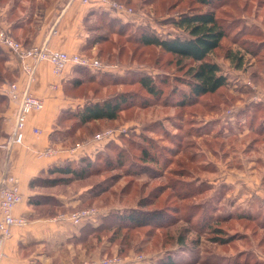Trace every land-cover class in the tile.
Segmentation results:
<instances>
[{"label":"rangeland","instance_id":"1","mask_svg":"<svg viewBox=\"0 0 264 264\" xmlns=\"http://www.w3.org/2000/svg\"><path fill=\"white\" fill-rule=\"evenodd\" d=\"M225 1L227 5L219 9V14L224 16L231 33L223 41L224 49L216 51L210 59L221 66L229 79L228 87L187 108L181 106L185 86L180 83L188 78L183 67L186 61L179 66L176 57L159 48H143L135 42V37L140 35L137 33L142 27L159 35L183 36L184 32L171 21L183 12L198 9L197 0H121V4L133 11L124 19H116L120 27H129V32L122 36L117 30L96 31L100 24L97 19L86 25L89 44L98 41V37L101 44H94L96 53L84 55L100 60L111 69H88L97 80L82 90L81 96L90 99L88 103L125 93L138 104L113 122H94L82 129L75 120L65 122L63 147L72 150L81 146V151L89 144H102L94 145L91 155L74 160L80 168L81 159H92L94 167H90L89 174L83 178L67 176L68 182L51 191L69 199L64 211L87 207L99 210L94 224L101 222L102 215L137 207L143 199L154 201V206L145 210H162L167 220L162 227L135 232L132 238L128 237L129 246L122 248L119 241L107 243L106 257L122 253L126 257L118 256L124 264H160L168 259L177 264L256 261L251 254V233L259 235L261 230V239L264 237V188L261 193L252 190L256 183L251 180V151L255 148L258 153H264V144H257L264 142V134L254 141L257 136L251 134L250 116L243 119L237 113L250 105L251 78L259 84L263 77L260 58L251 52L258 50L264 60V48L259 47L264 42V0ZM49 2L0 0V30L13 33L12 25L38 21L41 9ZM246 3L249 7L243 11ZM228 50L244 56L241 69L226 59ZM136 73L160 81L158 86L163 94L150 96L133 77ZM102 80L106 81L105 86L99 85ZM107 131L115 132L112 139L102 142L93 139ZM145 151L156 156L158 164L145 161ZM103 189L98 199L92 198V194ZM221 218L224 223L217 224ZM218 227L222 230L214 232ZM216 237L223 242L215 241ZM183 238L184 242L179 243ZM138 256L146 260L138 262ZM258 264H264L263 260Z\"/></svg>","mask_w":264,"mask_h":264},{"label":"crops","instance_id":"2","mask_svg":"<svg viewBox=\"0 0 264 264\" xmlns=\"http://www.w3.org/2000/svg\"><path fill=\"white\" fill-rule=\"evenodd\" d=\"M94 11L106 12L112 19L118 20L129 16L119 14L109 5L101 3L84 5L76 0H50L47 7L41 9L38 21L33 19L28 25L24 24L22 29L14 32L19 40L32 46L47 44L53 50L68 54L96 53L94 46L96 43L89 44V34L86 32L87 18ZM26 26L28 27L25 28ZM53 29L57 31L55 34H52ZM5 52L8 56L5 62L6 72L12 82L18 83L20 89L25 88L28 78L21 72L19 60L9 51L5 50ZM75 69H68L64 77L60 78L54 74L53 66L49 62L37 65L30 89L35 96L44 100L45 108L29 115L22 144L14 145L11 150L0 149V184L7 176H13L18 180L19 190L24 199L15 207L13 214L28 220L26 225L14 227L12 236L3 242L1 246L3 257L0 264H82L84 261L95 260L96 257L101 256L100 250L87 254L80 244L73 241L74 236L85 223L74 226L67 221H56L54 217L36 216L35 209L29 202L31 197L43 194L54 195L67 205L69 199L52 192L54 188L40 186L32 188L31 182L41 174H47L55 165L77 160L87 154L91 155L95 151V146L102 144H89L81 151H79L81 147L72 151L63 147L64 141L59 137V132L62 130L59 120L63 113L83 107L87 102L85 99L67 94L76 81ZM9 82L11 81L8 80L5 84ZM251 82L261 89V82L257 84L255 78H251ZM5 84L0 86V90ZM255 95L256 91L251 89L249 104H258L253 100ZM17 109V104L7 99L6 110L0 114L2 120L0 145L14 132ZM241 111L243 110L240 109L238 113ZM257 144L264 142L259 141ZM49 148L57 152L51 156H40V153ZM251 153V180L256 183L252 190L254 193H261L264 188V153H258L255 148ZM251 254L256 258L255 262L258 263L260 260L264 262V237L261 239V230L259 235L251 233Z\"/></svg>","mask_w":264,"mask_h":264},{"label":"trees","instance_id":"3","mask_svg":"<svg viewBox=\"0 0 264 264\" xmlns=\"http://www.w3.org/2000/svg\"><path fill=\"white\" fill-rule=\"evenodd\" d=\"M115 1L122 3L121 0ZM197 3L200 5L198 9L191 12H183L171 21V24L175 28L184 32L183 36H180L179 34L159 35L150 31V29L146 27H142L139 29V33H137L140 35H136L137 37H135V42H138L143 48H159L165 54L176 57L177 65L179 66L183 65V61H186V65L183 67L187 69L186 74L188 75V78L185 79V81L180 82L185 86V93L181 97V106L183 108L197 105L198 101L202 98L218 95L220 90L226 89L229 84V79L223 74L221 66L210 59V56L216 51L224 49L223 41L227 40L231 33L229 27L225 24L224 16L219 14V9L226 6L227 1L197 0ZM248 7V3H246L243 7V11H246ZM203 8L208 9L203 10ZM91 18L100 21V24L98 23L99 29L96 31H107L111 33L110 31L117 30L116 32L118 35L121 36L124 35L125 32H129V27H120L119 21L112 19L106 12L94 11V13L87 18L86 25L91 21ZM22 26L24 25H20V23L12 25V30L22 29ZM117 27L119 29H117ZM244 29L246 28L244 27ZM15 38L21 42L17 37ZM99 38L100 37H98V41ZM98 41L96 40L94 43L101 44V42ZM103 41L106 42L107 40L103 39ZM22 43L25 47L32 46L24 41H22ZM259 47L264 48V42H262ZM226 52V59L230 60L237 69H241L244 64V56H241L239 52H234L232 50ZM259 53L258 50L251 52L254 57L260 58L259 69H261L260 73L262 74V71L264 70V60L260 57ZM7 57L5 50L0 47V86L5 84L8 80L11 82L7 84L14 83L5 69ZM75 72L76 81L72 86L71 91H68L67 94L75 98L85 99L86 101L90 100L87 97L86 99L84 96H81V92L82 90L84 91L88 85L94 84L97 78L92 76L89 71L84 68H76ZM133 77H135L138 84L150 96L158 97L163 94V90L158 86V82L160 81L157 82L151 75L136 73ZM177 82H179V80ZM105 83L106 81L102 80L99 82V85L105 86ZM243 92L248 93L247 91ZM6 104L7 97L0 95V113L6 110ZM137 104L138 103L135 102L134 98L125 93L95 101L93 100L74 111L64 112L59 120V126L62 129L64 123L70 120H75L76 126L81 129L94 122L117 121L124 111L136 107ZM3 105H5L4 108ZM217 106L218 105L215 106V109ZM263 115L264 102L258 104L252 103L246 108V110L238 113L240 118L250 116L251 129H253L251 134L257 136L254 138V141H258V136L264 134V117L262 118L260 125L257 127V123ZM1 121L0 117V131L2 129ZM59 133V137L62 138L64 135L62 130ZM109 144H111V142ZM149 157L151 158L148 159ZM143 158H145V161L158 164L157 157L148 154L147 151L143 153ZM93 162L94 161L90 158H83L80 160L82 166L80 168L77 167V161L62 162L60 165L53 166L47 174H41L37 179H34L31 182V187L34 188L40 186L56 188L61 184L68 182V179H66L67 176L76 175L78 178H83V176L89 174L87 172L91 171L90 167H94ZM83 168L84 170H82ZM103 192L104 189L95 192L92 194V198L95 200L98 199L100 193ZM29 202L35 209L36 216L52 218L59 214H70L75 212V210L70 209L64 211L66 209L65 204L58 200L54 195H35L30 198ZM153 202L154 201L150 199H143L139 202L137 207L127 208L124 211H115L102 216L101 222L97 225L92 222H87L80 227L78 233L74 236L73 241L76 244H80L83 249L86 250L87 254L95 253L100 250V257L108 256L106 255V253L109 252L107 243L112 245L119 241L120 247L123 248L126 245L129 246L128 237L132 238L135 232L145 228L153 229L156 227H162L167 224L166 215L162 210H145V208H148L149 206H154ZM59 211L61 212L58 213ZM228 219L231 218H227V220ZM219 223H224V220L221 218V220H218L217 224ZM221 230L222 228L218 227L214 229V232ZM214 240L223 242V239L220 237H216ZM183 242L184 238L183 240H179V243ZM118 255L126 257L122 253H119ZM196 262L197 261H194L193 264H214L207 261ZM160 264L177 263L172 261V259H168L165 262L162 261ZM236 264L238 263L236 262ZM253 264L258 263L254 262Z\"/></svg>","mask_w":264,"mask_h":264},{"label":"built area","instance_id":"4","mask_svg":"<svg viewBox=\"0 0 264 264\" xmlns=\"http://www.w3.org/2000/svg\"><path fill=\"white\" fill-rule=\"evenodd\" d=\"M84 5L92 3H101L109 5L110 8L119 14L131 15V8L121 4L115 0H76ZM57 31L53 29L52 34ZM0 46L12 53L19 62L20 69L28 78L27 86L20 89L18 83L14 82L5 85L0 92L6 96L11 103L17 104V113L15 116V126L13 134L0 145V149L11 150L14 145L24 142V131L27 125L28 117L33 112L42 111L45 108L43 99L35 96L30 89V85L34 80L36 67L39 63L49 62L53 66V72L57 77H64L66 71L70 68H84L90 70H107L109 66L95 58L88 57L84 54H68L62 51H56L47 46V44L33 45L25 47L24 44L18 41L9 30H0ZM261 89L249 81L251 89L256 91L253 97L254 102H264V72L262 77ZM232 112V111H230ZM38 132V131H36ZM115 132L107 131L97 134L93 139L98 142L106 141L114 137ZM81 147V146H79ZM78 148H73L72 151ZM57 151L53 148L47 149L40 153V156H51ZM23 195L19 190V182L13 176H7L0 184V263L3 257L1 246L3 242L12 236V229L17 226H24L28 220L24 217H16L13 211L17 205L23 202ZM99 216V210L95 208H87L75 211L70 214H59L54 217L56 221H67L74 226L92 222ZM138 262H144L146 257L138 256ZM82 264H124L121 257H102L98 260L84 261Z\"/></svg>","mask_w":264,"mask_h":264}]
</instances>
